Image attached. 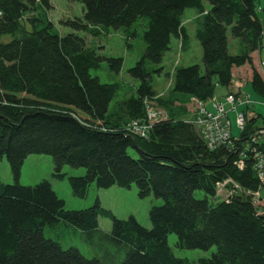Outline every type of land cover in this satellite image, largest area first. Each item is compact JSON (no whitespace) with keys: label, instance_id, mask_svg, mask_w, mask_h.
Wrapping results in <instances>:
<instances>
[{"label":"trees","instance_id":"obj_1","mask_svg":"<svg viewBox=\"0 0 264 264\" xmlns=\"http://www.w3.org/2000/svg\"><path fill=\"white\" fill-rule=\"evenodd\" d=\"M74 1L83 17L64 22L71 32L61 36L50 23L24 17L37 9L35 0H0V160L6 158L14 180L0 181V264H264V209L255 199L262 183L253 154L264 153V142H252L264 129V114L247 117L232 147L213 150L189 115L196 103L212 100L217 87L228 90L233 74L248 78L253 93L264 97L255 60L264 32L258 0ZM41 3L49 7L48 0ZM188 9L197 16L194 36L203 70L198 64L175 68L168 97L159 98L152 72L161 70L173 38L181 50L189 48L183 23ZM140 18L146 20L145 50L128 70L139 84L134 96L112 104L120 85L101 83L90 71L106 62L118 75L122 59L98 55L77 33L126 31ZM228 31L235 54L229 52ZM152 102L167 115L146 138L125 128L129 121L147 123ZM32 155L52 157L57 180L66 177L64 166L85 169L83 176L67 177L75 198L85 199L93 183L98 189L135 185L138 198L163 203L150 208L149 229L134 216L115 217L98 199L86 209L66 210L48 181L19 184ZM220 184L229 191L225 199L218 198ZM195 191L204 198H195ZM98 217L110 221L109 231L99 228ZM59 224L79 230L95 256L46 238L44 228ZM170 234L179 250L215 251L197 261L177 258Z\"/></svg>","mask_w":264,"mask_h":264},{"label":"rangeland","instance_id":"obj_2","mask_svg":"<svg viewBox=\"0 0 264 264\" xmlns=\"http://www.w3.org/2000/svg\"><path fill=\"white\" fill-rule=\"evenodd\" d=\"M35 1L38 6L37 9L28 12L24 17H37L44 20L46 23H50L53 29L61 36L71 32L69 28L63 25L64 22L81 19L83 17L81 5L74 0H48V8L42 5L41 0ZM205 6L206 8L209 7L207 3H205ZM257 6L258 14L264 19V0H258ZM196 22V12L192 9L186 10L183 16V23L190 39L189 48L187 50H181L180 43L173 38L171 49L163 58L160 66L161 70L158 73L152 72V84L154 90H156L157 97H168L173 82L175 68L198 64L203 70L201 48L194 36ZM145 28L146 20L140 18L132 25L131 29L126 31H115L113 29H109L108 31L99 30L96 35L84 32L77 33L78 36L85 39L88 47L95 49L98 55L122 59V68L118 75H114L110 72L106 62H103L99 69L90 71L91 75L98 77L101 83H117L120 85L121 88L112 104L115 101L129 98L135 94V86L138 85L139 82L130 77L128 70L135 65L144 53L145 46L142 41V35ZM228 37L229 40L234 41V45H236V40L231 38L229 31ZM8 38L9 37L3 38V42H6L5 44L10 42ZM262 38H264V32ZM234 45L231 43L229 46V52H231V54H235L233 53ZM260 54L262 61H264V39L262 41ZM262 67H264V64ZM262 74L264 77V70ZM233 86H236L235 80ZM232 87L228 90H231ZM225 92L226 89L217 87L215 97L203 104L204 107L202 106L203 108L200 113L198 109L195 112H192L191 118L196 129H199V126L202 128L207 120L208 122L205 126L208 128L216 126V123H218V127H223L224 131H226L224 135L230 136V142L227 145L231 147L245 126H240L242 124H240L241 118L239 114L243 113L245 115V123L247 120L246 111L247 113L251 112L254 114L261 111L260 113L264 114V97H257L249 85L244 92L232 93L234 94V99L232 101L231 99L229 100L231 94H227L223 98L224 100L220 101L221 96H224L222 94ZM219 97L220 99H218ZM235 98H238V100H235ZM213 103H217L218 107L214 109ZM256 107L260 109V111L257 110ZM194 108L195 107H193V109ZM166 115V111L160 106H157L155 102L148 104L147 117L155 118L148 120L149 126H151L152 123L154 124L156 120H164ZM142 124H144V122L138 124L129 121L125 128L141 132L144 130ZM234 130L236 133H234ZM128 153L133 157L136 156V151L133 149H129ZM52 173V157L46 155H32L24 161L19 184L23 186H34L46 180L52 185L57 196L64 201L66 210L86 209L91 207L95 200L98 199L100 205L103 208L110 210L115 217L119 219H127L129 216H134L142 226L148 229L151 227L148 219L150 208L153 206H160L163 203L161 199H157L153 196L145 199L138 198L135 185H132L130 189H124L117 186H112L108 189H98L95 183L90 186L88 195L85 199H78L73 197L67 177L83 176L85 169L64 166L63 173L66 174V177L63 180L54 179ZM0 181L4 184H14L6 158L0 160ZM228 192L229 191H227L224 185L221 186L218 198L225 199ZM194 196L197 199H203L205 194L201 191H195ZM260 207H262L261 204ZM98 223L99 228L105 232L109 231L111 228V223L106 218L98 217ZM44 235L46 238L58 242L63 249L75 247L86 258H93L95 256L94 248L84 242L79 230L59 224L55 227H45ZM167 241L174 256L177 258H186L190 261H197L200 258H209L215 251V247H212L207 251L179 250L175 246L176 236L174 234L168 235Z\"/></svg>","mask_w":264,"mask_h":264},{"label":"built area","instance_id":"obj_3","mask_svg":"<svg viewBox=\"0 0 264 264\" xmlns=\"http://www.w3.org/2000/svg\"><path fill=\"white\" fill-rule=\"evenodd\" d=\"M230 99H231V101L234 99V94H231L229 96V100ZM236 99L238 100V98H235V100ZM196 106H197V109H198V111L200 113V111L204 107L203 103H199L198 102V103H196ZM217 107H218V104L217 103H213V108L215 109ZM147 110H148V108H147ZM239 115H240V118H241V120H240L241 123L240 124H242L240 126H243V125H245V115L243 113H240ZM152 119H155V118L154 117L153 118L152 117H150V118L147 117V119H146L147 123L142 124V127L144 128L143 131L139 132V131L132 130V129H129V131L131 133L135 134V135L140 136V137H147L148 134H149V131L151 130V128L153 126V123L151 124V126H149L148 120H152ZM133 122L134 123H138V124L142 123V122H138V121H133ZM207 122H208V120L206 121V123ZM205 124H203L202 128H200V126L198 124L199 129H197V130H198V132L200 133L201 137L203 138V140L205 141V143L207 144V146L210 149L213 150L216 147L221 146V145L228 146L227 144H229V142H230V139H229L230 136L229 135H224V133H226V131H224L223 127H218V123H216V126H212V127L208 128L207 126H205ZM252 142L253 143L264 142V129H259L255 133V135L252 136ZM253 154H254V158H255L254 169L256 171V174H257L260 182L262 184H264V153H261V152L255 150ZM239 168L240 169L243 168V163L242 162L240 163ZM221 186H223V184H221L219 187H221ZM257 196H258V194L256 193V195H255L256 201H257Z\"/></svg>","mask_w":264,"mask_h":264},{"label":"crops","instance_id":"obj_4","mask_svg":"<svg viewBox=\"0 0 264 264\" xmlns=\"http://www.w3.org/2000/svg\"><path fill=\"white\" fill-rule=\"evenodd\" d=\"M259 16H260V14H259ZM260 19L262 20V22L264 23V19H262L261 17H260ZM264 39V38H263ZM263 39H262V41H263ZM229 41V45H231V43L234 45L235 44V42L234 41H230V40H228ZM237 46L236 45H234V47H233V53H236L237 52V48H236ZM261 48H262V43H261V47H260V49H259V51H257L256 53H255V60H256V62L260 65V68H261V72H263V70H264V67H262L263 66V64H264V61H262V59H261V54H260V50H261ZM233 79H232V85L230 86V88L233 86V82H234V80L236 81V86L234 87H232V89L231 90H227L226 89V92L224 93V94H222V95H224V96H221V99H220V97L218 98V99H220V101H223L224 99V97L227 95V94H232V93H237V92H244L245 91V89L250 85V81H249V79L248 78H239V77H237L236 75H234L233 74ZM235 78V79H234ZM229 89V88H228ZM156 91V90H155ZM257 108V107H256ZM260 108V107H259ZM193 107L189 110L190 111V117L192 116V112H193ZM257 110H259L260 111V109H258L257 108ZM263 111V110H262ZM242 112H244V111H242ZM261 112V111H260ZM259 112V113H260ZM246 115H247V117H251V116H253L254 115V113H251V112H248L247 113V111H246ZM192 119V118H191ZM234 133H236V131L234 130ZM263 194H264V189H262L260 192H259V199H260V204L262 205V207L261 208H263L264 209V197H263Z\"/></svg>","mask_w":264,"mask_h":264},{"label":"bare ground","instance_id":"obj_5","mask_svg":"<svg viewBox=\"0 0 264 264\" xmlns=\"http://www.w3.org/2000/svg\"><path fill=\"white\" fill-rule=\"evenodd\" d=\"M220 185H221V184H220ZM261 186H262V187H261V190L264 189V184H261ZM219 188H220V187H219ZM259 192H260V191H259Z\"/></svg>","mask_w":264,"mask_h":264}]
</instances>
